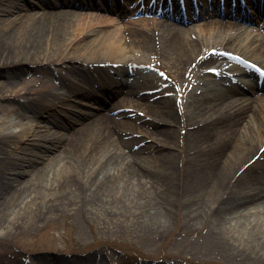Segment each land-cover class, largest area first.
<instances>
[{
	"label": "bare ground",
	"instance_id": "1",
	"mask_svg": "<svg viewBox=\"0 0 264 264\" xmlns=\"http://www.w3.org/2000/svg\"><path fill=\"white\" fill-rule=\"evenodd\" d=\"M98 1L33 0L26 6L19 0H0V92L17 85L26 71H43L53 63L58 75L66 76L67 82L60 78L66 92L60 96L46 94L43 104L28 107L30 113L52 117L50 112L65 108L71 98H94L86 89L95 85L105 96L106 89H110L108 111H119L108 119L101 113L102 108L73 112L66 107L70 115L62 120L46 118L30 125L24 132L28 142L19 146L17 153L6 155L0 146V222L11 223L16 213L37 201L44 203L43 194L49 191L68 197L87 189L95 201L110 207L123 208L127 202V206L139 205L141 214L147 217L146 223L140 224L157 229L167 226L169 208L163 201L156 204L149 200L144 183L157 186L164 200L172 193L173 185L183 220L196 231L197 239L215 251L212 253L233 254L252 264H264V86L260 89L256 82L239 81L233 86L225 83L220 89L210 85L196 88L185 106L187 131L179 141L177 131L168 127L173 126L172 121L165 118L175 115L174 104L163 96L156 98L163 95L162 90L148 92L158 88L156 79L130 81L121 77L104 82L97 78V58L81 57L86 53H109L115 61L125 62V54L132 49L150 52L170 65L182 84L206 69L212 74L236 69L235 74L253 76L232 66L211 68L220 59L213 49L237 52L263 64L264 24L239 11L234 19H221L218 8L196 15L190 0L186 1L184 18L173 0H168L169 8L166 1L155 3L151 6L154 9L145 6L147 15L154 17L140 18H132L138 12L136 4L133 10L125 11L110 8L107 0ZM158 7L160 16L156 15ZM197 19L200 21L196 24L193 21ZM251 22L256 25L249 27ZM114 25L123 41L111 30ZM71 83L79 88L70 87ZM26 94L37 93L24 90L20 96ZM49 96L51 103L46 99ZM113 98L116 100L112 103ZM152 98L154 113L162 119L159 123L168 126L155 124L153 132L141 129L142 137L150 135L153 142L169 150L151 142L140 144L143 139L131 134L139 124L132 121L136 119H131L125 107L151 112V106L144 103ZM9 137L2 135L0 143ZM173 145L186 156L181 194L177 178H172L170 185L166 176L167 171L174 172ZM150 163L154 169L148 166ZM20 176L26 177L21 180ZM228 235L244 242L240 243L242 247L259 251L255 252L258 257L219 252L224 246L222 239ZM90 264L100 263L93 260Z\"/></svg>",
	"mask_w": 264,
	"mask_h": 264
},
{
	"label": "rangeland",
	"instance_id": "2",
	"mask_svg": "<svg viewBox=\"0 0 264 264\" xmlns=\"http://www.w3.org/2000/svg\"><path fill=\"white\" fill-rule=\"evenodd\" d=\"M27 1L29 3L33 2V0H19L20 3H24L26 6ZM81 1L85 2V0H79V2ZM107 1L110 5L121 6L125 10L130 7L129 2H125L126 0H119V4H115L111 0ZM95 2H98V0H95ZM204 6L201 9L207 11V4H204ZM257 10L256 7L251 6V9H247L251 14H246L245 10H243V13L251 19L263 23L264 14L258 19ZM108 15L118 19L117 16L111 13H108ZM143 17L154 16L151 14ZM127 18H130V16L128 15ZM222 19L226 20V17ZM199 21L197 19L193 22L197 24ZM250 26L254 27L255 24L253 23ZM117 27L114 25L111 30L121 38ZM130 51V53L125 54V62L115 61L113 55L109 53H102L97 56L93 53H86L85 56L82 55L81 57L87 59L97 58L95 63L99 71L97 74L98 80L107 78L108 74L105 70L115 71L112 64L127 66L128 62L133 59L138 64L137 67H134L133 73L140 75L139 71L142 66L147 68L154 66L166 76L165 79L164 76L159 77L160 83L158 86L163 91V95L158 94L156 98L163 96L170 99L174 104L175 115L170 118L165 116L167 120L172 121L173 126L159 123L162 119L156 117L157 115L154 113L156 108L152 105L155 98L144 103L151 106V112L141 107L134 109L125 107V109L131 112V119H136L132 121L139 124V129H133L131 134L135 138L143 139L140 144L151 142L162 150H169L168 147L162 148L158 143L153 142L150 135L143 138L141 129L145 128L153 132L152 129L156 127L155 124L159 127L168 126L177 131L176 137L179 138V141H182L187 131L184 128L185 117L188 115L185 107L186 103L193 98L194 91L198 87L200 90L206 85L218 88L216 81L219 82V77L208 75L206 69L200 73L198 72L197 75L190 77L189 81L182 84L170 70L172 69L171 66L166 64L158 55L156 57L150 52H140L133 49ZM81 61L89 63L86 59H81ZM152 61L153 63H151ZM218 61L225 62L222 58ZM56 71L57 68L53 63L45 66L43 71L34 69L33 72L28 74L26 71L17 85L3 89L0 92V137L2 135L10 136L4 144L0 143L6 155L17 153L18 147L23 146L24 142H28L24 132L28 131L30 125L46 118H49V120H62L64 116L70 115L66 110L67 108H69V111L73 109V112L78 110L95 111L102 108L101 113L108 119L119 112L118 110L108 111L111 106L107 102L109 96L98 94L94 87H90L85 89L94 98H77V101L71 98L65 108H57L56 111H51L52 117H49L46 113L33 115L29 112L28 107L43 104L42 99L46 94L60 96L66 92L64 84L60 82V78L66 80V76L58 75ZM69 86L79 88L74 83ZM24 90L26 92L32 90L37 94H26L22 98L20 95ZM46 99L49 103L53 101L51 96ZM115 100L116 98H113L111 102L113 103ZM153 119L156 121L151 124ZM180 151L181 148L177 146L174 172L171 174L169 171L166 172V176L168 179L170 178V185L172 184V178L175 180L177 178L179 194L182 192L184 178L186 177L184 169L186 156L185 152ZM148 166L152 169L155 168L151 163ZM25 177L20 176V179L22 180ZM144 186L148 189L149 194H147V197L149 200H153L156 204L159 200L163 201V204L164 202L167 203L169 214L167 215L168 224L166 227L147 228L143 224L146 223L147 217L141 214L139 205L129 204L127 206V202L123 208L121 206L110 207L108 204H101L98 200L95 201L96 199L89 194L91 191L87 189L84 190L85 194H83L84 192L81 194L76 193L74 196L68 197L64 194H57V191H49L43 194V197L46 198L44 203H38L37 201L35 205L29 206L28 209L26 207L24 211L16 213L11 223L7 222L4 225L0 222V264H90L93 260L100 264H252L248 260H241L233 254L212 253L215 251L208 248L205 243L203 244L201 239H197L198 234L196 231H192L191 227L187 226L182 218V205L175 198L176 187L172 185V193L164 200L160 196L157 186H152L149 182L144 183ZM147 197L146 202L148 201ZM39 198L41 199V197ZM141 221L143 223L140 224ZM219 239L221 238L219 237ZM222 241H224L226 247L223 246V249L219 252H244V254L251 255L254 258L258 257L255 252L259 251L242 247L243 244L240 243L244 242L239 241L236 236L228 235Z\"/></svg>",
	"mask_w": 264,
	"mask_h": 264
}]
</instances>
